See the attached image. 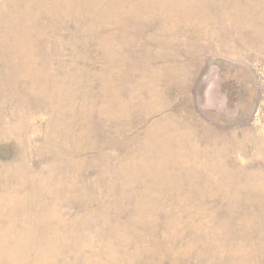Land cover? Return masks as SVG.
<instances>
[{"label": "rangeland", "instance_id": "1", "mask_svg": "<svg viewBox=\"0 0 264 264\" xmlns=\"http://www.w3.org/2000/svg\"><path fill=\"white\" fill-rule=\"evenodd\" d=\"M0 264H264V0H0Z\"/></svg>", "mask_w": 264, "mask_h": 264}]
</instances>
